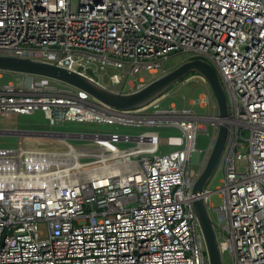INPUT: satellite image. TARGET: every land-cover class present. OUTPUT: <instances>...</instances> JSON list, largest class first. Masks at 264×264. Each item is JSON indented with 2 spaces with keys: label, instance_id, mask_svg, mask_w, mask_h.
I'll return each instance as SVG.
<instances>
[{
  "label": "built area",
  "instance_id": "obj_1",
  "mask_svg": "<svg viewBox=\"0 0 264 264\" xmlns=\"http://www.w3.org/2000/svg\"><path fill=\"white\" fill-rule=\"evenodd\" d=\"M175 53L213 64L229 105L220 186L200 195L222 260L226 252L231 264H264V0H0V54L52 63L114 91L141 88L146 81L134 73L157 77ZM106 67L117 69L118 87L101 80ZM50 80L0 84V118L40 111L51 126L133 131L48 133L64 150L0 147V264H208L192 188L217 114L162 108L165 93L137 109L112 108ZM209 94L187 103L208 106ZM159 128L180 134L161 138ZM200 133L206 148L196 147ZM213 193L221 204L208 201Z\"/></svg>",
  "mask_w": 264,
  "mask_h": 264
},
{
  "label": "water",
  "instance_id": "obj_2",
  "mask_svg": "<svg viewBox=\"0 0 264 264\" xmlns=\"http://www.w3.org/2000/svg\"><path fill=\"white\" fill-rule=\"evenodd\" d=\"M0 71L19 73L27 75L29 78L32 76L48 77L81 89L106 106L123 110L137 109L147 105L161 97L172 85L184 78L187 73H198L203 78L212 95L216 114L221 121L218 124L216 137L205 164L194 182L192 193L197 197L192 201V206L203 234L208 264H223L213 222L200 195L214 173L223 151L229 127L226 120L230 116V113L221 80L216 70L208 61L200 58L186 59L165 73L153 78L141 88L130 92L114 91L78 72L70 71L45 61L21 56L0 54Z\"/></svg>",
  "mask_w": 264,
  "mask_h": 264
},
{
  "label": "rangeland",
  "instance_id": "obj_3",
  "mask_svg": "<svg viewBox=\"0 0 264 264\" xmlns=\"http://www.w3.org/2000/svg\"><path fill=\"white\" fill-rule=\"evenodd\" d=\"M189 53H175L172 54L165 62L166 70L171 69L172 67L178 65L182 61L189 59ZM213 66V64H212ZM214 67V66H213ZM215 68V67H214ZM99 76L101 80L105 83H115L118 87L120 85L118 78V71L112 67H106L103 70H100ZM134 77H143L145 83H148L150 80L155 78L146 71H137L134 73ZM25 78V75L19 73L11 72H1L0 84H6L8 82L19 83L22 82ZM184 81H178L172 85L165 93L166 95L161 99L160 106L162 108H169L170 105H175L176 108L182 109L187 108L192 112L201 114V115H213L216 113L215 104L212 98L211 93L209 94V103L208 106L199 107L197 104L188 105V100L190 98H196L197 94L207 88L206 83L203 78L196 72H189L185 75ZM50 83L57 87H64L66 84L59 81L50 80ZM117 132V133H131L133 129L128 126L122 125H108L104 123H77V122H65L63 124L51 126L48 123L45 115L36 111L33 114H22L15 115L12 114L7 118H0V147H11L16 148L18 142H22V146L27 149H48V150H64L66 149L65 145L56 138H53L48 133H83L90 134L94 132ZM158 134L161 138H165L169 135H179V131L173 128H159L157 129ZM33 132V133H32ZM31 134V135H28ZM34 134V135H33ZM66 140L75 148H88V149H97L100 148L97 144L93 143L88 139H77V138H66ZM208 144L207 137L200 133L197 137L196 147L197 148H206ZM172 147L164 145L161 147L162 152L170 150ZM190 162L192 164L193 173H196L199 169L197 164L198 154L193 152L191 154ZM222 173L219 170H215L212 177L206 184L208 190H214L220 186V179ZM208 201L214 205L221 204L222 200L219 197L218 193H213L208 196ZM39 228L44 232L42 237L46 236V227L45 223H39ZM221 244H223L220 241ZM223 264H231L230 257H227L226 252H224Z\"/></svg>",
  "mask_w": 264,
  "mask_h": 264
},
{
  "label": "trees",
  "instance_id": "obj_4",
  "mask_svg": "<svg viewBox=\"0 0 264 264\" xmlns=\"http://www.w3.org/2000/svg\"><path fill=\"white\" fill-rule=\"evenodd\" d=\"M184 80H185V79H184V78H182V79H180L179 81H181V82H182V81H184ZM169 89H170V88H169ZM169 89H168L167 91H169ZM167 91H166V92H167ZM166 92H165V93H166Z\"/></svg>",
  "mask_w": 264,
  "mask_h": 264
}]
</instances>
